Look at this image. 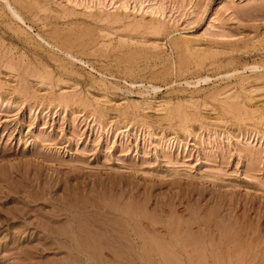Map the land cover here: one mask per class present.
Instances as JSON below:
<instances>
[{
	"label": "rangeland",
	"instance_id": "1",
	"mask_svg": "<svg viewBox=\"0 0 264 264\" xmlns=\"http://www.w3.org/2000/svg\"><path fill=\"white\" fill-rule=\"evenodd\" d=\"M77 222L264 264V0H0V264H86Z\"/></svg>",
	"mask_w": 264,
	"mask_h": 264
},
{
	"label": "bare ground",
	"instance_id": "2",
	"mask_svg": "<svg viewBox=\"0 0 264 264\" xmlns=\"http://www.w3.org/2000/svg\"><path fill=\"white\" fill-rule=\"evenodd\" d=\"M29 199V198H27ZM31 202V201H30ZM75 215V214H74ZM79 216V215H78ZM11 219V218H10ZM139 221V220H138ZM81 223V222H80ZM76 224H79L78 222ZM90 226V225H89ZM134 228V227H133ZM99 230L97 227H92V228H89V227H86L85 225H80L79 226L77 225V228L76 229H73L69 235V242H70V246L68 247L69 248V253H68V256H69V259L72 260L73 257L78 256V258H82L85 260L86 264H99V263H102V262H105L104 260H108L112 262H117L116 260L117 259H121L122 258V255L116 251L114 253H112V255H109L106 253V248L104 246V242L102 240V236L99 235ZM136 231V230H135ZM146 232V231H145ZM123 234V233H122ZM164 235V234H163ZM175 237V236H174ZM115 238V237H114ZM190 239V238H189ZM242 239V238H241ZM66 241V240H65ZM156 241V240H155ZM57 242V241H56ZM145 242V241H144ZM143 242V243H144ZM68 243V242H66ZM107 243V242H106ZM114 243V242H113ZM168 244V243H167ZM184 244V243H183ZM188 244V243H187ZM69 245V244H68ZM198 245V244H197ZM227 245V244H226ZM240 245V244H239ZM144 246V245H143ZM156 247V246H155ZM169 247V246H168ZM195 247V246H194ZM229 247V246H228ZM245 247V245H244ZM116 248V247H115ZM118 248V247H117ZM145 248V247H144ZM225 248V247H224ZM135 249V248H134ZM146 249V248H145ZM163 249V248H161ZM165 249V248H164ZM163 249V250H164ZM171 250V249H170ZM202 250V249H201ZM222 250V249H221ZM226 250V249H225ZM224 250V252H225ZM245 249H243L242 251H244ZM250 250V248H249ZM162 251V250H160ZM167 250H165L166 252ZM218 251V250H217ZM235 251V249H234ZM169 252V251H168ZM213 252V250H212ZM233 252V251H232ZM123 253V252H122ZM126 253V252H125ZM132 253V252H130ZM200 253V252H199ZM214 253V252H213ZM228 253V252H227ZM236 253V252H235ZM244 253V252H242ZM240 252V254H242ZM67 254V253H66ZM147 254V253H146ZM168 254H171L168 253ZM232 256H233V253H231ZM207 255V254H206ZM214 255V254H212ZM223 255V254H222ZM228 255V254H227ZM235 255V254H234ZM133 256V255H132ZM166 256V255H165ZM173 256V255H171ZM198 256H201L198 255ZM203 256V255H202ZM201 256V257H202ZM218 256V255H217ZM160 257V256H159ZM213 257V256H212ZM231 257V256H230ZM238 257V256H237ZM133 258V257H132ZM136 258V257H134ZM166 259L165 260H168L167 259V256L165 257ZM175 258V256L173 257V259ZM224 258V257H223ZM222 258V259H223ZM242 258V257H241ZM243 258H245L243 256ZM68 259V260H69ZM126 259V258H124ZM229 259V258H228ZM232 260H229V261H222V262H218L216 261L217 263L216 264H243L242 261L238 260V261H235L233 260L234 258H231ZM237 259V258H236ZM135 260V259H134ZM164 260V258H163ZM162 260V261H163ZM199 260V259H198ZM204 260V259H203ZM264 260V259H263ZM123 262V261H122ZM170 262V260L168 261ZM192 262V261H191ZM198 262V261H197ZM200 262V260H199ZM131 263V262H130ZM202 263V262H201ZM205 263V262H204ZM254 263V262H253ZM252 263V264H253ZM106 264V263H105ZM185 264V263H184Z\"/></svg>",
	"mask_w": 264,
	"mask_h": 264
}]
</instances>
